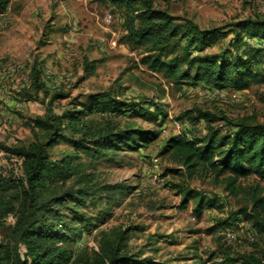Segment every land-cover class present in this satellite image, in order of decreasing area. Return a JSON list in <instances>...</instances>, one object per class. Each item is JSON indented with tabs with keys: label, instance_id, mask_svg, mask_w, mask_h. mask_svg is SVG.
<instances>
[{
	"label": "rangeland",
	"instance_id": "rangeland-1",
	"mask_svg": "<svg viewBox=\"0 0 264 264\" xmlns=\"http://www.w3.org/2000/svg\"><path fill=\"white\" fill-rule=\"evenodd\" d=\"M152 4L182 28L191 21L200 29L229 30L240 20L264 18V0ZM138 6L112 0H8L0 12V177H22V158L9 148L45 142L40 132L34 137L32 119L61 115L106 95L136 111L124 115L98 108L86 115L87 126L140 131V148L107 146L95 154L88 139V150L75 153L65 142L48 150L55 162L77 154L71 158L74 173L65 182L54 179V191L45 196L68 190L81 195L80 200L65 196L68 207L60 208L72 228L74 252L96 246L103 234L123 231L131 253L159 264H242V256H262L264 230L255 214L264 221V177L254 172L239 176L231 189L232 172L202 161L189 170L181 155L165 145L181 137L202 147L210 133L220 138L231 136L242 122L264 124V83L239 91L194 80L185 51L190 57L220 56L231 35L204 50H184L186 39L180 35L163 47L140 44L133 33L140 28ZM154 60L168 69H156ZM261 60L264 67V49ZM204 113L211 114L210 120ZM218 159L217 154L213 160ZM257 197L263 198L262 208L254 204ZM201 198L206 206H199ZM80 214L91 222V231L84 222L71 220ZM15 224L14 214L0 223V243L22 258Z\"/></svg>",
	"mask_w": 264,
	"mask_h": 264
},
{
	"label": "trees",
	"instance_id": "trees-1",
	"mask_svg": "<svg viewBox=\"0 0 264 264\" xmlns=\"http://www.w3.org/2000/svg\"><path fill=\"white\" fill-rule=\"evenodd\" d=\"M112 1L128 5L136 2L139 4L135 15L140 21V28L133 33L140 44L151 43L154 47H163L170 39L180 35L186 39L184 50L191 47L204 50L217 40L231 35L220 56L190 57L185 51L184 59L188 69L193 71L194 80L203 79L213 87L230 86L239 91L247 89L253 82L264 83V67L261 64L264 48L259 46V43L264 42V18L240 20L233 23L229 30L224 27L200 29L191 21L182 28L173 24L165 12L155 8L152 0ZM7 3L8 0H0V12ZM247 39L254 40L257 44H249ZM153 66L156 69H168L167 65L158 60L153 61ZM35 77L37 79L38 75ZM104 96L106 97L93 96L82 103L80 108L72 106L61 115L48 113L32 119L30 128L34 137L38 138L40 132L45 142L37 140L27 146L8 149L10 153L22 158V177H0V223L10 214H14L15 239L18 246L23 247L24 253L20 258L18 251L12 252L8 246L0 243V264H159L150 258H140L137 253H131L124 242L123 231L113 237L103 234L97 240L96 246L75 253L71 247L75 239L73 232L69 230L72 228L60 208L68 207L66 202L70 198L65 201V196L80 200L81 195L75 197L74 192L68 190L58 196L54 194L50 199L45 198L46 192L53 190L51 183L54 179L65 182L74 173L75 165L71 158L77 157L76 154L64 156L61 162L52 161L48 152L52 146L60 142L70 143L76 153L79 150H88L89 139L94 144L91 151L95 154L105 152L107 146H125L129 150L142 146L137 138L140 131L115 132L112 126L103 131H93L87 126L86 115L98 108L102 111H118L124 115L130 110L136 111L132 106ZM54 97L61 96L57 94ZM123 107L127 108L122 109ZM201 116L207 120L211 118L209 113ZM236 126L237 129L231 136L219 138L215 133H210L204 139L202 147H197L194 142L181 137L171 138L167 141L165 150H172L173 155H181V161L189 170L199 161L207 163L214 170L221 165V171L229 170L233 173L228 184L233 189L239 176L254 172L264 177V124L242 122ZM217 154L219 159L213 160ZM187 196H191L189 192ZM253 201L255 206L263 207V198L257 197ZM198 204L206 206L208 203L201 198ZM71 220H80L89 227L88 231L92 230L91 222L83 214L77 217L71 215ZM255 221L264 230V221L259 222L257 214ZM241 260L242 264H264V251L262 256H242Z\"/></svg>",
	"mask_w": 264,
	"mask_h": 264
},
{
	"label": "built area",
	"instance_id": "built-area-1",
	"mask_svg": "<svg viewBox=\"0 0 264 264\" xmlns=\"http://www.w3.org/2000/svg\"><path fill=\"white\" fill-rule=\"evenodd\" d=\"M259 46L264 48V42L259 43Z\"/></svg>",
	"mask_w": 264,
	"mask_h": 264
}]
</instances>
